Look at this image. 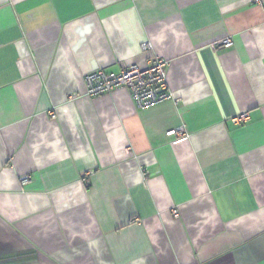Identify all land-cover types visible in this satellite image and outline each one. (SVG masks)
Segmentation results:
<instances>
[{"label": "crops", "instance_id": "obj_1", "mask_svg": "<svg viewBox=\"0 0 264 264\" xmlns=\"http://www.w3.org/2000/svg\"><path fill=\"white\" fill-rule=\"evenodd\" d=\"M0 264H264V0H0Z\"/></svg>", "mask_w": 264, "mask_h": 264}, {"label": "built area", "instance_id": "obj_2", "mask_svg": "<svg viewBox=\"0 0 264 264\" xmlns=\"http://www.w3.org/2000/svg\"><path fill=\"white\" fill-rule=\"evenodd\" d=\"M258 1V0H257ZM234 45L232 37H225L212 43V48L216 51L230 49ZM150 42L142 45L143 50L150 49ZM170 62L161 56L152 58L146 67L132 64L125 66L120 73H106L102 70L93 71L85 76L87 85V95L97 97L104 94L113 93L119 89H127L137 108L147 110L174 99V95L168 86V69ZM250 120L248 112L242 113L232 118L236 124L246 123ZM185 134L183 127L172 129L167 132L168 136H182ZM29 176L24 177L26 182ZM175 218L179 217V210L173 209Z\"/></svg>", "mask_w": 264, "mask_h": 264}]
</instances>
